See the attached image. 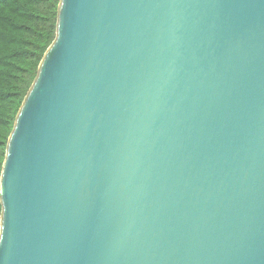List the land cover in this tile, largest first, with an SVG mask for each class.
I'll return each instance as SVG.
<instances>
[{
  "label": "water",
  "instance_id": "1",
  "mask_svg": "<svg viewBox=\"0 0 264 264\" xmlns=\"http://www.w3.org/2000/svg\"><path fill=\"white\" fill-rule=\"evenodd\" d=\"M0 203V264H264V0H61Z\"/></svg>",
  "mask_w": 264,
  "mask_h": 264
},
{
  "label": "trees",
  "instance_id": "2",
  "mask_svg": "<svg viewBox=\"0 0 264 264\" xmlns=\"http://www.w3.org/2000/svg\"><path fill=\"white\" fill-rule=\"evenodd\" d=\"M61 0H0V179L9 138L57 37ZM2 205L0 203V231Z\"/></svg>",
  "mask_w": 264,
  "mask_h": 264
}]
</instances>
